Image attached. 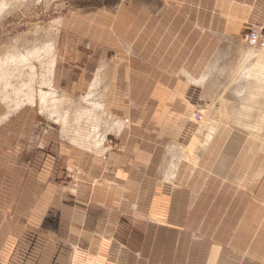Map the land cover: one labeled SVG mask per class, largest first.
Instances as JSON below:
<instances>
[{
  "label": "rangeland",
  "instance_id": "rangeland-1",
  "mask_svg": "<svg viewBox=\"0 0 264 264\" xmlns=\"http://www.w3.org/2000/svg\"><path fill=\"white\" fill-rule=\"evenodd\" d=\"M81 1L0 0L6 4L0 13V264H68L69 237L49 243L40 238L41 231L44 227L55 230L61 208L70 204L66 198L76 191L88 197L87 188L103 179L107 156L122 154L123 146L138 144L142 132L133 124L142 114L137 106L146 95L124 93L123 64L74 61L77 50L81 58L84 52H95L94 46L74 37L73 31L61 29L67 8L80 6ZM96 1L104 11L107 7L103 6L115 0L93 3ZM124 1L156 5L155 0ZM164 1L171 7V22L193 28L192 78L201 77L215 54L221 60L203 85L183 79L192 90L191 106L182 124L174 128L171 141L158 152L154 149L149 159L154 164L149 167L148 181H158L166 188L154 190L161 197L158 213L163 218L158 228L151 222L156 210L149 201L148 245H155L157 239V245L163 246V264H264V135L223 120L203 152L181 158L169 155L170 147L185 151L192 144L204 131L208 113L228 117L237 113L240 104L231 72L241 47L264 50L244 40L246 34L259 30L264 41V0ZM76 41L77 45L72 44ZM34 46L42 48L31 62V79L26 68L12 65L11 54H25ZM101 68L105 75L101 85L105 79L107 86L106 111L102 93L89 101L102 104L105 123L121 127L118 120L125 129L105 133V151L99 150L103 152L99 156L92 154L91 147L73 146L62 138L59 126L40 109L90 107L85 102L90 93L86 94L87 88ZM169 161L176 164L172 179L165 177ZM220 161L227 168L224 180L217 177L219 168H224ZM154 192L149 189V198ZM137 223L133 219L126 227Z\"/></svg>",
  "mask_w": 264,
  "mask_h": 264
},
{
  "label": "crops",
  "instance_id": "crops-1",
  "mask_svg": "<svg viewBox=\"0 0 264 264\" xmlns=\"http://www.w3.org/2000/svg\"><path fill=\"white\" fill-rule=\"evenodd\" d=\"M81 2L74 9L67 8L61 29L73 31L74 37L86 40V45L94 46L95 52H84L81 58L77 50L74 61L103 60L123 64L124 93L146 95L145 100L136 104L142 114L133 124L143 133L139 134L138 144L123 146L122 154L107 156L101 171L102 181L87 188L88 197L78 195V191L70 194L66 198L70 204L62 207L55 219V230L44 227L40 238L52 243L69 237L66 243L70 246L68 264H163V246L157 245V239L155 245H148L147 220L151 201L156 210L155 221L151 222L157 228L162 226L163 217L158 213L161 197H157L154 190L166 186L148 181L149 167L154 164L149 159L153 158L154 149L158 152L171 141L174 128L182 124L191 106L192 90L184 80L192 83L189 79L195 76V67L190 64L194 60L190 54L193 28L188 23L171 22V7L165 5L164 0H155L156 5L145 1L140 6L115 0L103 6L107 7L104 11L98 1L97 4L94 0ZM106 92L104 79V111ZM117 122L121 127L115 133H120L125 125ZM103 152L92 154L100 156ZM221 168L217 177L224 180L227 168L224 165L223 172ZM187 188L190 189L189 184ZM149 189L154 192L150 198ZM133 219L138 222L137 226L126 227Z\"/></svg>",
  "mask_w": 264,
  "mask_h": 264
},
{
  "label": "bare ground",
  "instance_id": "bare-ground-1",
  "mask_svg": "<svg viewBox=\"0 0 264 264\" xmlns=\"http://www.w3.org/2000/svg\"><path fill=\"white\" fill-rule=\"evenodd\" d=\"M5 6L6 4L4 2H0V13L3 10L5 11ZM38 47L34 46L33 48L30 47L31 49L28 48L25 54H11L13 60L12 65L26 68L31 79L34 77L33 74H30L34 72L31 62L37 59V53H39L42 48ZM13 48L11 49L13 50ZM241 48L238 64L231 72V77H233V81L237 84L234 89L235 97L240 104L237 113L233 117H228L219 112L208 113L204 131L195 137L192 144L185 148V151L179 150L175 146L170 147L169 155L171 157L181 158L182 155L187 153L191 154L195 152L194 154H196L203 152L217 134V130L223 120L242 125L251 133L264 135V50L258 51L254 48L245 50L243 47ZM214 57L213 61L211 60L212 62L208 64L199 79H189L193 84L203 85L212 73L219 68L221 56L220 54H215ZM250 62L251 65L247 68L242 67ZM104 77L105 75L101 68L97 72L94 81L90 84V93L85 99L86 103L90 104V98L96 96V93H104V85H101ZM6 86L9 87L10 84L6 83ZM96 102L97 101L91 103L90 107L76 108L75 111H71L69 108L65 109L57 105H52L40 109V112L53 121L54 124L59 126L61 137L69 141L73 146L91 147L95 150V153H98L99 150L104 151L103 143L105 133L113 130L119 131L120 126H113L110 124V128V125L104 122L102 104ZM194 162H196V160ZM167 165L169 169L165 177L167 179H172L174 178L173 172L176 171V164H174L173 161H169Z\"/></svg>",
  "mask_w": 264,
  "mask_h": 264
},
{
  "label": "built area",
  "instance_id": "built-area-1",
  "mask_svg": "<svg viewBox=\"0 0 264 264\" xmlns=\"http://www.w3.org/2000/svg\"><path fill=\"white\" fill-rule=\"evenodd\" d=\"M247 43H249L251 46H257L264 47V41L261 40L260 32L259 30H254L249 32L245 35L244 39Z\"/></svg>",
  "mask_w": 264,
  "mask_h": 264
}]
</instances>
